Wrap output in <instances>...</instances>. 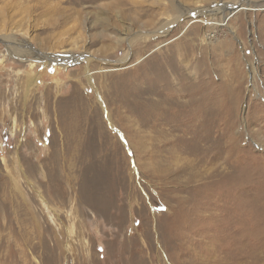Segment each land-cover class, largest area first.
<instances>
[{
  "label": "rangeland",
  "instance_id": "obj_1",
  "mask_svg": "<svg viewBox=\"0 0 264 264\" xmlns=\"http://www.w3.org/2000/svg\"><path fill=\"white\" fill-rule=\"evenodd\" d=\"M0 37L96 87L0 42V264H264V0H0Z\"/></svg>",
  "mask_w": 264,
  "mask_h": 264
},
{
  "label": "bare ground",
  "instance_id": "obj_2",
  "mask_svg": "<svg viewBox=\"0 0 264 264\" xmlns=\"http://www.w3.org/2000/svg\"><path fill=\"white\" fill-rule=\"evenodd\" d=\"M249 3V2H248ZM232 7L234 5H231ZM258 7V6H257ZM215 10H210V9H206V10H200L198 12L196 11H187L185 12V16L186 14L187 15H191V16H195V15H201V14H207V13H214ZM183 17V16H182ZM180 19V18H179ZM167 30H162L160 32V34H164L166 33ZM18 33H21V32H18ZM0 42L1 43H5L8 51L10 52V54L16 56V57H19V58H24V57H32V63H31V70L33 71L34 70V67L36 66L35 63L37 62H40L44 67H47V66H50V65H56V66H59V67H63V68H67L69 65H71L72 63L74 62H78L80 60H83L86 62V68L85 69V72H84V76H85V80L87 81V83L89 84V86L96 91V87L94 85V82H93V79H92V71L90 69V63H91V59L89 57H86V56H82V57H73L71 55L68 54H65V55H61V56H57V55H48V54H43V53H40V52H34V50H32L31 48H29L27 42L26 43H21V42H17V40L14 38V37H0ZM30 45V44H29ZM128 57V56H127ZM127 57H125V59L122 60L123 63H125L124 61H126ZM176 64V63H175ZM180 64V63H179ZM177 65V64H176ZM173 67V66H172ZM178 67V66H177ZM161 68V67H160ZM176 68V67H175ZM180 69V68H179ZM158 71V69H157ZM28 80H27V88H28V91L30 92V88L37 85L39 83V77L37 76H33V75H29L28 77ZM171 79V78H170ZM140 83V82H139ZM79 84L82 85L79 81ZM163 85V84H162ZM196 86V85H195ZM159 87V86H158ZM156 89V87H155ZM158 89V88H157ZM182 89V88H181ZM28 92V93H29ZM176 91L172 90V93L168 96H166L165 98H160L158 101H156V107L154 108V113L157 114V116H159V119L157 120V123L160 124L163 122L164 119H167L168 117L171 116L172 114V111L173 110H176L175 108L173 107H165V105H167L169 103V101L174 98L176 99L178 96H176L177 94L175 93ZM163 93V92H161ZM114 95V94H113ZM117 95V94H116ZM161 96V95H160ZM98 100H99V103L101 105V109H103L105 112H106V118H107V121L109 122V125L116 129L115 128V125L113 124V120H112V117L110 115V113L108 112L106 106L103 104V102L101 101V98L100 96H98ZM164 97V96H163ZM182 98V97H181ZM151 99V98H150ZM153 99V98H152ZM136 102V101H135ZM171 103V102H170ZM147 105V104H146ZM154 105V104H153ZM196 106H193V108L195 109ZM151 108V107H150ZM178 108V107H177ZM192 108V109H193ZM140 109V108H139ZM191 109V110H192ZM143 110V109H142ZM141 111V110H140ZM139 112V111H137ZM131 113V112H130ZM147 113V112H146ZM152 113V112H151ZM145 114V112H144ZM153 114V113H152ZM137 115V114H136ZM143 115V114H142ZM138 116V115H137ZM145 117V116H144ZM155 121V119H154ZM164 123V122H163ZM137 124V123H136ZM153 124V123H152ZM167 125V124H165ZM156 126V125H155ZM164 126V125H163ZM161 127V126H160ZM180 127V126H179ZM170 130V129H169ZM167 133V132H166ZM193 134V133H192ZM122 136V139L123 141L125 142V138ZM174 136V135H173ZM126 143V142H125ZM193 151V150H192ZM180 158V157H179ZM194 164V162H193ZM189 166V165H188ZM197 166V165H196ZM186 167V166H185ZM198 167V166H197ZM70 169V168H69ZM190 169V168H189ZM184 171V170H183ZM191 174V173H190ZM198 174V173H197ZM196 178V177H195ZM194 179V178H193Z\"/></svg>",
  "mask_w": 264,
  "mask_h": 264
}]
</instances>
